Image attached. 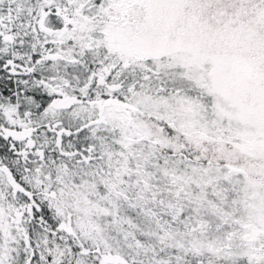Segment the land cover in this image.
I'll return each mask as SVG.
<instances>
[{"label": "snow or ice", "instance_id": "obj_1", "mask_svg": "<svg viewBox=\"0 0 264 264\" xmlns=\"http://www.w3.org/2000/svg\"><path fill=\"white\" fill-rule=\"evenodd\" d=\"M0 264H264V0H0Z\"/></svg>", "mask_w": 264, "mask_h": 264}]
</instances>
